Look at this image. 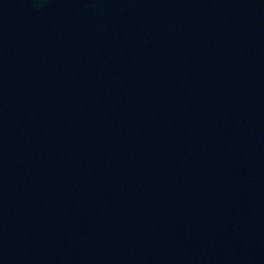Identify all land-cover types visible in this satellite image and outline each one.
<instances>
[{"label": "water", "instance_id": "95a60500", "mask_svg": "<svg viewBox=\"0 0 264 264\" xmlns=\"http://www.w3.org/2000/svg\"><path fill=\"white\" fill-rule=\"evenodd\" d=\"M0 264H264V0H0Z\"/></svg>", "mask_w": 264, "mask_h": 264}]
</instances>
